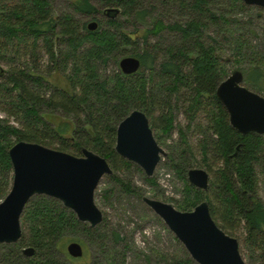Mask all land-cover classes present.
<instances>
[{
	"label": "trees",
	"instance_id": "obj_1",
	"mask_svg": "<svg viewBox=\"0 0 264 264\" xmlns=\"http://www.w3.org/2000/svg\"><path fill=\"white\" fill-rule=\"evenodd\" d=\"M90 1L75 0L73 8L90 14L94 9ZM99 1L104 10L114 7L118 9L117 14L134 16L138 21L155 9L143 7L141 0ZM230 1L234 6L244 5L240 0ZM160 2L172 10L178 8L179 19L166 22L155 18L140 35L136 30L125 31L124 25L115 18L117 14L107 15L106 27L100 28L98 23L91 31L70 13L53 17L48 0H0V62L6 64V70L0 69V112L3 113L0 116V200L11 186L8 149L15 142L39 143L76 156L86 148L103 156L112 172L117 171L131 164L114 150L118 123L130 111L138 109L150 120L156 114L157 122H151V126L157 125L169 134L174 127L169 99L175 96L187 103V128L199 113L206 125L203 129L202 124H195L201 133L195 148L187 144L175 157L169 158V166L184 181L182 196L175 208L190 210L207 200L210 214L222 230L234 237L241 228L243 242L262 251L264 209L256 199L255 165L264 159L260 154L264 134L242 135L229 123L228 113L216 96L218 84L228 75L217 52L222 39L204 40L205 20L227 26L231 21L225 11L211 12L210 0ZM185 13L190 14L187 20L182 18ZM80 25L85 28L83 33L79 31ZM230 33L232 57L243 58L248 54L251 57L250 69L236 67L243 74V82H248L253 90L263 91L260 80L264 78V45L253 48L242 37ZM147 35L156 38L155 41H147ZM140 38L144 42L141 50L127 52L126 48ZM40 41L45 64H39L40 58L36 57ZM126 55L141 61L140 70L135 74H124L118 66L119 59ZM109 61L115 66L112 74L104 68ZM234 62L240 63L237 58ZM53 73L58 79L63 78L64 86L49 80ZM56 112L63 115L57 122L46 117ZM179 133L184 139V132L180 129ZM196 151L201 154L199 161L195 159ZM195 166L204 167L209 174L206 190L194 187L186 179L187 171ZM112 178L122 182L115 175ZM145 179L157 186L153 178ZM127 190L132 192L128 186ZM20 223L19 240L2 244L11 248L5 254L9 264H74L83 260L87 248L70 233L79 229L97 238L101 236L99 226L90 228L61 202L45 195L30 198ZM113 235L117 240L120 238L116 232ZM70 241L81 243L82 257L72 258L67 254L64 247ZM28 246L35 249L32 256L21 252ZM190 261L189 257L184 260Z\"/></svg>",
	"mask_w": 264,
	"mask_h": 264
},
{
	"label": "rangeland",
	"instance_id": "obj_2",
	"mask_svg": "<svg viewBox=\"0 0 264 264\" xmlns=\"http://www.w3.org/2000/svg\"><path fill=\"white\" fill-rule=\"evenodd\" d=\"M74 1L48 0L52 16L58 17L62 13H70L80 22L79 24L86 23L90 19L93 20L92 18L94 17V21L100 24V28L106 25V20L109 17L105 14V10L103 9L105 6L102 2L91 0L90 2L93 4L94 9L89 14L75 11L73 8ZM240 2L244 5L238 4L234 6L230 0H210V11L214 13L225 11L226 16L231 21V25L227 26L226 24L219 23V26L218 23L205 20L207 25L204 29V40L210 42L211 37L217 40L222 39V42L217 45V52L222 57L221 61L225 64L227 74H230L232 70L237 68L245 69L248 67L250 69L252 66L251 57L248 53L243 58L241 55L235 56L234 58H237L240 63L234 62V58L232 57L233 50L230 44V40L232 39L231 31L234 37H242L253 48H256L257 45H264V6L248 5L242 2V0ZM141 5L148 9L154 6L155 9L146 16L141 17L140 21L136 20L134 16L125 17L121 14L115 16L124 25L125 31L136 30L140 35H143L145 29L151 26L155 18L167 22L174 18L178 20L180 17L178 15L180 12L178 8H173L172 10L169 7L163 6L160 0H141ZM239 5L240 8L238 7ZM189 17L190 14L185 13L182 18L187 20ZM79 31L83 33L85 28L80 25ZM155 39L151 35H147L146 37V40L150 42H154ZM135 42L132 46L126 48L127 52L141 50L140 46L144 44L143 38L135 40ZM42 45L43 42L40 41L36 50V57L40 58L39 64L46 63ZM7 55L10 54L7 53ZM104 68L106 73L109 74H112L113 70H115L112 61L107 62ZM0 69L2 71L6 70L5 62H0ZM49 80L62 86L65 85L63 78L58 79L55 73L49 76ZM243 85L252 89L248 82H243ZM260 88L264 91V78L260 80ZM253 91L264 96V92L261 90ZM169 100L173 107L171 114L173 116L174 127L167 135L163 134L156 126L153 129L154 137L165 151V155L161 156L152 176H146L142 168L131 161L128 167L102 176L94 192V201L103 214V222L97 225L99 226L98 232L101 236L97 238L95 234V236L90 235L79 229L70 233V236L82 240L87 248L86 256L82 261H76L77 263L197 264L191 259L183 244L169 230L163 220L142 200L143 196H147L170 203L175 207L176 202L182 196L184 181L169 166V158L175 157L179 149L187 146V144L194 148L196 147L199 138H201V133L198 132L196 123L202 124L203 129L206 127L205 120L202 118V114L199 113L198 117L187 128L188 119L185 112L187 103L184 104L177 100L175 96H171ZM0 116H3L2 112H0ZM46 117L51 121L57 122L63 118V115L56 112L47 114ZM152 120L155 123L157 122L156 114ZM180 129L185 134L184 139L180 137ZM260 154L261 157H264V146ZM195 159L198 161L201 159V154L197 151ZM255 168L258 178L256 199L261 202L264 209V159H261L255 165ZM112 175L117 176L122 182L114 180ZM145 178H153L157 186H153ZM127 186L132 192L127 190ZM113 232L119 234L120 238L118 240L114 238ZM234 235L239 242L240 253L246 264H264V249L262 251L259 249L255 250L254 247H249L245 244L241 228H238ZM2 244L5 243H0V264H9L6 263L5 254L9 253L11 248L5 247ZM64 248H66V244ZM60 257L63 258L62 254H60ZM187 257L192 262H184Z\"/></svg>",
	"mask_w": 264,
	"mask_h": 264
},
{
	"label": "water",
	"instance_id": "obj_3",
	"mask_svg": "<svg viewBox=\"0 0 264 264\" xmlns=\"http://www.w3.org/2000/svg\"><path fill=\"white\" fill-rule=\"evenodd\" d=\"M245 4L264 6V0H242ZM108 16L117 14L114 7L105 10ZM97 22L88 23L95 30ZM122 73L131 74L140 68L136 56L119 59ZM216 96L225 107L229 123L240 134H264V96L243 85L241 70L234 69L217 86ZM115 152L136 163L146 176H152L165 151L157 143L148 118L141 110L130 111L116 127ZM12 166V182L8 193L0 200V243H16L21 236L20 218L27 202L35 195L54 198L70 209L76 218L94 228L102 222L103 214L94 201V192L103 175L112 168L101 155L83 148L76 156L45 145L18 141L8 149ZM187 180L194 187L206 190L209 174L203 168H190ZM183 244L197 264H246L239 250L238 240L227 234L214 221L207 200L190 211L176 209L159 199L142 197ZM72 258L83 255V247L70 241L65 248ZM24 256H32L31 246L21 249Z\"/></svg>",
	"mask_w": 264,
	"mask_h": 264
},
{
	"label": "flooded vegetation",
	"instance_id": "obj_4",
	"mask_svg": "<svg viewBox=\"0 0 264 264\" xmlns=\"http://www.w3.org/2000/svg\"><path fill=\"white\" fill-rule=\"evenodd\" d=\"M105 14H106V12H105ZM107 15V14H106ZM94 20V19H93ZM90 21H92L91 19L90 20H88L86 23H85V28H86V30H89L88 28H87V25H88V23L90 22ZM97 26H98V22H97ZM140 60V59H139ZM140 67H141V61H140ZM140 70V68L136 71V72H138ZM136 72H134V73H131V74H135ZM127 75H130V74H127ZM152 119V118H151ZM151 122H153V120H150V119H148V123H149V126H150V128L152 129V132H153V129H154V127H155V125L152 127L151 126ZM154 124H155V122H154ZM156 127H158L157 125H156ZM160 130H161V132L163 133V134H166V133H164V131H162V129H161V127H158ZM153 135H154V133H153ZM167 135V134H166ZM158 143V142H157Z\"/></svg>",
	"mask_w": 264,
	"mask_h": 264
}]
</instances>
